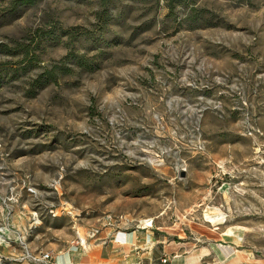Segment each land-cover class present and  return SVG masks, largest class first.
<instances>
[{
	"label": "rangeland",
	"instance_id": "1",
	"mask_svg": "<svg viewBox=\"0 0 264 264\" xmlns=\"http://www.w3.org/2000/svg\"><path fill=\"white\" fill-rule=\"evenodd\" d=\"M205 216L264 257V0H0V264Z\"/></svg>",
	"mask_w": 264,
	"mask_h": 264
},
{
	"label": "crops",
	"instance_id": "2",
	"mask_svg": "<svg viewBox=\"0 0 264 264\" xmlns=\"http://www.w3.org/2000/svg\"><path fill=\"white\" fill-rule=\"evenodd\" d=\"M219 223L211 216H205L201 221H194L190 226L191 236L183 230L156 227L153 219L145 220L143 224L135 227L124 223L117 228L105 229L100 234L99 240L89 244L87 250L82 251V248H78L80 251L66 253L59 257L58 262L60 264L64 262L68 264H221L220 257H224L226 264H264V257L240 247L241 233L235 235L234 232L228 231L231 234L230 244L224 243L223 234L217 231ZM119 230L118 239L115 241L114 237ZM123 240L126 241L125 244L120 243ZM226 246L231 248L226 249Z\"/></svg>",
	"mask_w": 264,
	"mask_h": 264
},
{
	"label": "built area",
	"instance_id": "3",
	"mask_svg": "<svg viewBox=\"0 0 264 264\" xmlns=\"http://www.w3.org/2000/svg\"><path fill=\"white\" fill-rule=\"evenodd\" d=\"M98 232H99L98 230L95 231L93 233V235L96 234V233H98ZM119 233H120V230L116 232V235L114 237V240L115 241H117ZM124 234H126V233H124ZM84 243L85 242L81 240V244L83 245ZM120 243L121 244H125L126 241L123 240ZM29 258L34 263H40V264H59L58 262H52V254L50 252H47V253L40 252L38 255H29ZM164 261L166 262V260H164ZM65 263L67 264V262H65ZM61 264H63V263H61Z\"/></svg>",
	"mask_w": 264,
	"mask_h": 264
},
{
	"label": "trees",
	"instance_id": "4",
	"mask_svg": "<svg viewBox=\"0 0 264 264\" xmlns=\"http://www.w3.org/2000/svg\"><path fill=\"white\" fill-rule=\"evenodd\" d=\"M25 3L29 2V0H24ZM103 2L106 3V0H103Z\"/></svg>",
	"mask_w": 264,
	"mask_h": 264
},
{
	"label": "bare ground",
	"instance_id": "5",
	"mask_svg": "<svg viewBox=\"0 0 264 264\" xmlns=\"http://www.w3.org/2000/svg\"><path fill=\"white\" fill-rule=\"evenodd\" d=\"M147 221V220H146Z\"/></svg>",
	"mask_w": 264,
	"mask_h": 264
}]
</instances>
